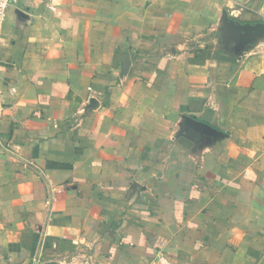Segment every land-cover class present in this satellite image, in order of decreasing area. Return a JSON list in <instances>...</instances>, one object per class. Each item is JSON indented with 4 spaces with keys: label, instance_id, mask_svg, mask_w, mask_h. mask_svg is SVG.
Segmentation results:
<instances>
[{
    "label": "crops",
    "instance_id": "0c3cea01",
    "mask_svg": "<svg viewBox=\"0 0 264 264\" xmlns=\"http://www.w3.org/2000/svg\"><path fill=\"white\" fill-rule=\"evenodd\" d=\"M225 13L264 23V0L9 10L0 264H264V39Z\"/></svg>",
    "mask_w": 264,
    "mask_h": 264
},
{
    "label": "water",
    "instance_id": "95a60500",
    "mask_svg": "<svg viewBox=\"0 0 264 264\" xmlns=\"http://www.w3.org/2000/svg\"><path fill=\"white\" fill-rule=\"evenodd\" d=\"M223 27L231 37L228 38V40L238 39L239 43L242 45L241 47L243 48L245 46L247 47L250 44H254L257 41L264 39V23L262 22L256 24H243L241 22L231 19L228 14L225 13L223 18ZM192 123L193 125L191 127L202 134L211 135L213 132L211 128L204 124L197 123L195 121ZM9 154L16 157L17 159L22 160L21 158L15 156L12 153ZM32 167L35 168L40 174H42V172L35 166Z\"/></svg>",
    "mask_w": 264,
    "mask_h": 264
},
{
    "label": "built area",
    "instance_id": "2783aa9c",
    "mask_svg": "<svg viewBox=\"0 0 264 264\" xmlns=\"http://www.w3.org/2000/svg\"><path fill=\"white\" fill-rule=\"evenodd\" d=\"M20 0H0V34L3 30L9 10L15 8Z\"/></svg>",
    "mask_w": 264,
    "mask_h": 264
}]
</instances>
